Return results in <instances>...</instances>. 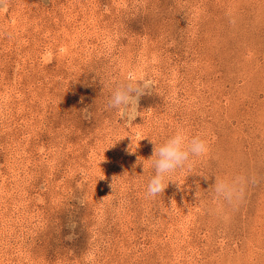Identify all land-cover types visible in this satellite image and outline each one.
Returning a JSON list of instances; mask_svg holds the SVG:
<instances>
[{
	"label": "rangeland",
	"instance_id": "obj_1",
	"mask_svg": "<svg viewBox=\"0 0 264 264\" xmlns=\"http://www.w3.org/2000/svg\"><path fill=\"white\" fill-rule=\"evenodd\" d=\"M129 74L130 119L102 82ZM181 124L211 150L146 199ZM0 264H264V0H0Z\"/></svg>",
	"mask_w": 264,
	"mask_h": 264
},
{
	"label": "clouds",
	"instance_id": "obj_2",
	"mask_svg": "<svg viewBox=\"0 0 264 264\" xmlns=\"http://www.w3.org/2000/svg\"><path fill=\"white\" fill-rule=\"evenodd\" d=\"M108 88V94L104 100L106 111L114 112L121 117L130 119L139 97L147 91H151L153 84L150 79H138L131 74L115 81L109 79L103 81ZM154 142L153 155L143 161L144 169H151L147 178L144 196L146 199H154L168 186L170 181H179L173 177L197 159L205 157L211 150L207 133L199 131L191 132L184 125H177L162 141ZM100 178H103L101 176ZM99 178V179H100ZM115 177L112 182L113 190ZM180 182V181H179ZM256 182L255 175L239 172L234 175H216L215 182L211 185L214 200L228 207H235L243 202L249 185ZM183 183L180 182V185ZM199 197V191L196 193ZM172 204V203H171ZM171 204H167L171 206ZM161 214H167L168 207H159Z\"/></svg>",
	"mask_w": 264,
	"mask_h": 264
}]
</instances>
